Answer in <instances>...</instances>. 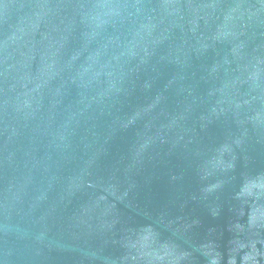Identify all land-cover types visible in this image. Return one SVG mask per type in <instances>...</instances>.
<instances>
[{
    "label": "water",
    "instance_id": "1",
    "mask_svg": "<svg viewBox=\"0 0 264 264\" xmlns=\"http://www.w3.org/2000/svg\"><path fill=\"white\" fill-rule=\"evenodd\" d=\"M0 264H264V0H0Z\"/></svg>",
    "mask_w": 264,
    "mask_h": 264
}]
</instances>
